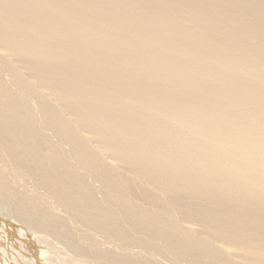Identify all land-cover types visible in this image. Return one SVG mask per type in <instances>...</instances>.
<instances>
[{"label":"bare ground","instance_id":"6f19581e","mask_svg":"<svg viewBox=\"0 0 264 264\" xmlns=\"http://www.w3.org/2000/svg\"><path fill=\"white\" fill-rule=\"evenodd\" d=\"M55 252L264 264V0H0V264Z\"/></svg>","mask_w":264,"mask_h":264},{"label":"rangeland","instance_id":"374dc122","mask_svg":"<svg viewBox=\"0 0 264 264\" xmlns=\"http://www.w3.org/2000/svg\"><path fill=\"white\" fill-rule=\"evenodd\" d=\"M47 252H48V251H47ZM48 253H49V252H48ZM56 254H57V255H56ZM58 254H59V253H56V252H55V255H56V256H54V254H52L54 257H56V258L58 259V260H57L56 258H54V259L58 262V263H57V262H55V263H56V264H61L63 261H65L64 263H62V264H65V263H66V257H65L66 255H65V254L63 255V253H62V254L60 253V255H62V256H60V255H59V256L62 257V260H63V258L65 259V260L62 261V260L60 259V257H58ZM73 257L75 258V261L79 262L78 264H80V261H79V260H76V257H75V256H73ZM77 259H78V258H77ZM55 260H54V261H55ZM68 260H70V258H69ZM73 260H74V259H73ZM54 261H53V263H54ZM61 261H62V262H61ZM60 262H61V263H60ZM68 262H69V264H73V263H74V262L72 261V259H71V261H68ZM71 262H73V263H71ZM77 262H76V263H77ZM55 263H54V264H55ZM76 263H75V264H76ZM66 264H68V263H66Z\"/></svg>","mask_w":264,"mask_h":264}]
</instances>
